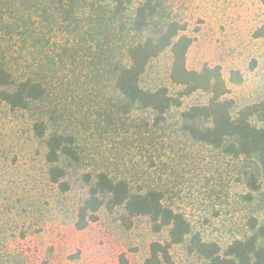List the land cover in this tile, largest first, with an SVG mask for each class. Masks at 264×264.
I'll list each match as a JSON object with an SVG mask.
<instances>
[{
  "label": "rangeland",
  "instance_id": "obj_1",
  "mask_svg": "<svg viewBox=\"0 0 264 264\" xmlns=\"http://www.w3.org/2000/svg\"><path fill=\"white\" fill-rule=\"evenodd\" d=\"M22 2L9 1L19 8ZM141 2L134 0L120 18L112 16L110 0L48 2L49 21L23 20L32 26L26 31L22 13L14 17L3 9L0 67L17 80L42 83L47 94L28 110H13L0 99V264H145L151 244L168 240L167 230L154 232L147 217L133 218L129 226L122 208L104 207L85 230L76 227L79 208L101 172L125 179L133 193L163 192V203L183 213L194 234L222 249L252 234V218L264 224V175L256 159L226 156L180 127L182 111L206 103L207 94L187 97L156 125L151 110L123 113L116 87L119 68L128 64L127 47L158 38L177 22L192 40L189 69L220 65L226 79L239 71L243 83L229 84V97L239 107L264 101V39L254 35L264 25V5L154 0L160 14L137 33L132 23ZM54 14L61 18L59 27ZM9 24L20 28L8 33ZM170 66L168 49L151 63L143 85L176 90ZM36 122L73 138L77 158L63 164L67 191L49 180ZM251 173L261 186L258 192L249 186ZM171 254L175 264H204L186 243L174 245Z\"/></svg>",
  "mask_w": 264,
  "mask_h": 264
},
{
  "label": "trees",
  "instance_id": "obj_2",
  "mask_svg": "<svg viewBox=\"0 0 264 264\" xmlns=\"http://www.w3.org/2000/svg\"><path fill=\"white\" fill-rule=\"evenodd\" d=\"M9 1L0 0V16L5 14L3 13L5 8L6 12L10 11V16L16 17L17 13H22L19 18L24 23L26 31L32 26L23 20L38 16L42 21L48 22L49 13L53 12L46 3L56 0H22L20 8L10 6ZM133 1L110 0L112 16L124 17ZM260 1L264 5V0ZM160 6L154 0H142L136 8L132 30L137 33L143 32L150 20L160 14ZM56 17L54 14L52 21L59 27L61 18ZM6 27L8 33L20 28L18 25L10 24ZM120 27L122 31L125 30V25L122 24ZM183 30L184 26L171 22L158 38H148L127 47L128 64L119 68L116 78V87L124 100L121 104L123 113L127 114L132 110H151L155 114V124L162 125L173 110L182 108L184 99L197 92L205 93L208 95L206 103L192 105L182 111L180 126L182 131L226 156L235 159L241 157L256 159L264 175V101L239 107L235 100L229 97V84L243 83V76L239 71H231L229 78L226 79L220 65L206 64L200 70L189 69L187 55L192 40L189 36L181 34ZM254 35L256 38L264 39V25ZM38 43L40 38L34 41V46ZM168 49L171 52L169 81L176 90L171 91L168 86L156 89L145 87L143 78L149 66ZM46 94V88L42 83L30 77L17 80L12 72L0 67V99L11 109L28 110ZM48 130L44 122L34 124V131L38 138L44 141L47 150L46 161L50 164L49 180L63 191H67L68 183L64 181L67 171L63 164L69 158H77L71 147L73 138ZM249 186L255 192L261 188L258 178L252 173L249 176ZM163 199L164 194L159 191L133 193L125 179H116L108 173L101 172L79 208L76 227L80 231L85 230L91 222L97 221V214L104 207L122 208L124 210L122 218L128 223L136 217H147L154 232L159 233L163 230L168 232L166 242L151 244L150 256L145 264H175L171 248L185 243L189 252L198 255L204 264H264V224L259 223L256 218L249 222L252 232L250 236L235 240L222 249L216 243L203 240L200 234H194L192 225L184 214L165 205Z\"/></svg>",
  "mask_w": 264,
  "mask_h": 264
}]
</instances>
